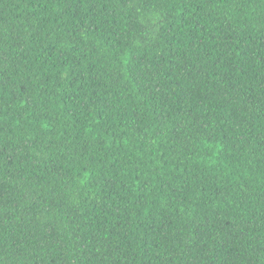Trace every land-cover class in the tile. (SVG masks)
Returning a JSON list of instances; mask_svg holds the SVG:
<instances>
[{"label": "trees", "instance_id": "16d2710c", "mask_svg": "<svg viewBox=\"0 0 264 264\" xmlns=\"http://www.w3.org/2000/svg\"><path fill=\"white\" fill-rule=\"evenodd\" d=\"M0 264H264V0H0Z\"/></svg>", "mask_w": 264, "mask_h": 264}]
</instances>
